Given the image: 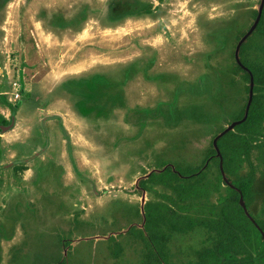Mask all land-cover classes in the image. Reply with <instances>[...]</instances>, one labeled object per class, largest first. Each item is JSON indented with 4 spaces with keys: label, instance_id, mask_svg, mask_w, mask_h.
<instances>
[{
    "label": "rangeland",
    "instance_id": "374dc122",
    "mask_svg": "<svg viewBox=\"0 0 264 264\" xmlns=\"http://www.w3.org/2000/svg\"><path fill=\"white\" fill-rule=\"evenodd\" d=\"M261 1L0 0V264H141L146 209L209 217L227 194L214 168L184 200L137 182L198 168L237 123L251 87L235 51ZM251 48L264 63V36ZM263 141L249 153L253 219ZM167 243L170 264L209 247L202 231Z\"/></svg>",
    "mask_w": 264,
    "mask_h": 264
},
{
    "label": "trees",
    "instance_id": "16d2710c",
    "mask_svg": "<svg viewBox=\"0 0 264 264\" xmlns=\"http://www.w3.org/2000/svg\"><path fill=\"white\" fill-rule=\"evenodd\" d=\"M263 24L264 8L255 30L238 51V60L244 69L238 65L236 68L246 83L252 84V98L247 112V105L240 111L236 121L239 123L216 141V148L210 145L205 160L198 168L182 174L168 165L162 173H152L148 179L137 182L145 190L146 182L160 179L164 185H170L178 199L184 200L186 196L199 192L205 184L207 171L214 168L215 183L225 186L227 194L219 197L209 217L202 219L181 215L161 206L146 209L144 229L139 233L142 242L141 264H170L167 243L170 235L186 236L195 231L204 232L209 247L202 250L195 261L187 264H264V240L258 231L259 228L264 234V219H253L248 213L255 181V167L249 160V153L259 138L264 139V63L254 57L251 47L256 37L264 36ZM258 147L263 148L264 141ZM242 161L247 163L249 169L244 177L239 175ZM221 170L233 188L223 181ZM240 196L249 216L239 205ZM56 264H66V261L61 260Z\"/></svg>",
    "mask_w": 264,
    "mask_h": 264
},
{
    "label": "water",
    "instance_id": "95a60500",
    "mask_svg": "<svg viewBox=\"0 0 264 264\" xmlns=\"http://www.w3.org/2000/svg\"><path fill=\"white\" fill-rule=\"evenodd\" d=\"M263 6H264V0L261 1V4H260V6H259V10H258V13H257L256 20H255V22H254V25H253L252 28L248 31V33H247L246 35H244V37H242V39L239 41V43H238V45H237V47H236V51H235V59H236V63H237L238 66H240V67L243 68V69H244V67L240 64V62H239V60H238V51H239V48H240L241 44H242V43H243V42H244V41H245V40H246V39L252 34V32L255 30L256 26L258 25V22H259V20H260V18H261V14H262ZM250 87H251V89H250V96H249V102H248V104H247L246 112H247V110H248V106H249V103H250L251 98H252V84H250ZM245 116H246V115H245ZM238 123H239V122H237V123H233V124H234L233 126L228 127L223 133H221L220 135H218V136L216 137V139L213 141V145H214L215 148H216V141H217L221 136H223L225 133H227L228 131H231V130L234 128V126L237 125ZM221 174H222L223 181H224L225 183L228 184L227 180H226L225 177H224V173H223L222 170H221ZM228 186L231 187V188H233L232 185H230V184H228ZM239 205H240V207L243 209L244 213H245L247 216H249L248 213H247V211H246V208H245V205H244V202H243V199H242L241 196H240V199H239ZM251 220H252V219H251ZM258 231L261 233V236H262V238H263V240H264V234H263V232H262L259 228H258Z\"/></svg>",
    "mask_w": 264,
    "mask_h": 264
},
{
    "label": "built area",
    "instance_id": "2783aa9c",
    "mask_svg": "<svg viewBox=\"0 0 264 264\" xmlns=\"http://www.w3.org/2000/svg\"><path fill=\"white\" fill-rule=\"evenodd\" d=\"M13 96L15 100H18L20 98L19 92H16Z\"/></svg>",
    "mask_w": 264,
    "mask_h": 264
}]
</instances>
